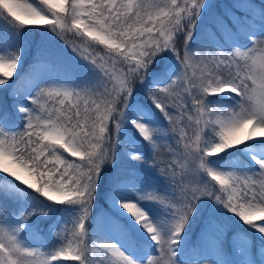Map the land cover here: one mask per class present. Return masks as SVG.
Here are the masks:
<instances>
[{"label": "snow or ice", "instance_id": "1", "mask_svg": "<svg viewBox=\"0 0 264 264\" xmlns=\"http://www.w3.org/2000/svg\"><path fill=\"white\" fill-rule=\"evenodd\" d=\"M0 94V264H264V0H0Z\"/></svg>", "mask_w": 264, "mask_h": 264}, {"label": "rangeland", "instance_id": "2", "mask_svg": "<svg viewBox=\"0 0 264 264\" xmlns=\"http://www.w3.org/2000/svg\"><path fill=\"white\" fill-rule=\"evenodd\" d=\"M221 0H219V2H220ZM226 2H228V3H230L231 2V0H225ZM261 2V0H255V3H257V4H259ZM30 61H31V56H29V57H27L26 59H25V69H27V65H28V63H30ZM20 71V69L19 68H17V70H16V73H18ZM11 98V97H10ZM64 264H75V263H73V261H66V262H64Z\"/></svg>", "mask_w": 264, "mask_h": 264}]
</instances>
